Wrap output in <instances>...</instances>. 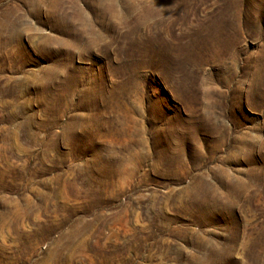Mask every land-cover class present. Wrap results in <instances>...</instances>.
<instances>
[{
  "label": "rangeland",
  "instance_id": "obj_1",
  "mask_svg": "<svg viewBox=\"0 0 264 264\" xmlns=\"http://www.w3.org/2000/svg\"><path fill=\"white\" fill-rule=\"evenodd\" d=\"M0 264H264V0H0Z\"/></svg>",
  "mask_w": 264,
  "mask_h": 264
}]
</instances>
